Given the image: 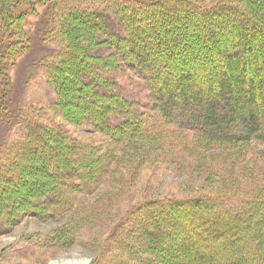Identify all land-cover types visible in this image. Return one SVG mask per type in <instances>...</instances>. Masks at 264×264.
I'll list each match as a JSON object with an SVG mask.
<instances>
[{
    "label": "trees",
    "instance_id": "trees-1",
    "mask_svg": "<svg viewBox=\"0 0 264 264\" xmlns=\"http://www.w3.org/2000/svg\"><path fill=\"white\" fill-rule=\"evenodd\" d=\"M20 1L0 0V121L5 118L1 123L6 128L0 132V192L11 190L5 197L9 200L33 195L36 203L50 202L55 207L53 214L58 216L72 204L75 194H87L95 190L101 160L97 159L92 149L89 153L90 150L86 148L79 159L74 151V139L66 138L63 129L55 123H45L47 116L53 118L51 114L55 115L59 111V108H53V103L46 108L50 110L49 115L39 105L27 106L26 103L11 108L13 85L10 70L17 57L21 56V50L26 47L17 28L24 16L23 10L17 7ZM27 1H31L34 6L41 2L45 4L41 18L49 26H42L41 41L59 40L61 47H65L66 53L74 58V65L75 58H79L76 51L77 46L82 45L80 41L84 42L83 49L86 50L80 51L86 60L98 57L95 55L97 52L111 46L109 49L112 48L121 57L119 61L127 59L134 78L148 92L151 105H136L122 93L115 78L117 72L106 68V72H98L99 78L95 82L99 92L94 88L90 90L92 93L98 92L99 98L94 104L83 105L78 110L82 122L80 125L79 121L80 126L89 123L110 145H119L136 137L149 140L164 155L182 145L213 150L220 157L217 160L220 163L218 167L227 171L226 176L234 181L230 186L231 194L206 198L208 207L203 206L198 199L191 202L169 201L170 205L166 201L158 204L148 202L138 214L125 219L124 227L116 226L111 239L115 240L118 234H123L124 239L119 240L128 244L131 241L125 240L128 235L124 232L133 229L134 242L131 244L137 245L145 253L151 251V257L159 259L160 264H264V30L253 22L255 16H252L259 14L262 17L264 0H232L241 7L232 6L231 0H226L221 11L230 9L233 15L228 13L225 18L209 23L201 21L202 26L193 23L194 34L191 36H197L194 42L185 38L184 34V28L190 26L189 16L181 22L183 28H178L182 32L172 31V38L153 30L154 21L161 22L165 29L169 22V19L163 18L164 15H155L153 8L159 7L157 3L153 5L141 0H89L90 3L87 0H69L71 7L66 15L61 6L64 0ZM170 6L169 10L174 14L176 8ZM131 9L134 14H149L152 19L145 21L138 16L139 23L136 26L129 16ZM202 14L207 15L206 12ZM182 15L185 16L184 13ZM110 21L114 23L111 24L112 28H109ZM203 23L206 25L203 26ZM105 25L112 39L105 40ZM247 27L251 35L246 34ZM67 29L72 32L70 40L62 35ZM89 33L102 37L90 44L91 49L88 48ZM196 42L197 49H194ZM179 44L181 47L174 53ZM178 55L188 57L197 66L191 68L185 65L176 58ZM239 55L241 63L237 66L229 59ZM199 58L204 63L198 64ZM47 59H52V56ZM55 59L50 62L42 60L38 69L44 71L43 75L50 84H56L57 91H63L61 97L71 99L68 91L62 89L63 83L69 81L68 69L63 67L55 70L51 66ZM63 63L68 66L71 64L70 60ZM82 64L79 62L73 66L76 68L74 82L84 95L81 101L85 103L93 101L95 94L84 91L82 75L87 73L88 67ZM171 77L174 81L171 90L163 94L164 89L171 85ZM14 114L22 120L12 124H17V128L10 134V119L15 118ZM62 150L68 156L62 154ZM184 150L186 153L189 151L186 148ZM39 154L51 160L53 169L47 172L53 181L41 195L39 191L37 194L31 193V186L34 185L23 181V178L33 174L44 175L47 170L41 159L33 164L34 156ZM123 158L125 161L127 156ZM236 159L240 161L236 162ZM79 160H83L81 166ZM224 162L226 164L223 165ZM38 168L42 170L38 171ZM33 169L35 172H32ZM18 184L30 188L28 191L24 189L26 192L23 197L12 190V186ZM30 205L34 206L33 203ZM167 207L166 226H163V219L152 221L161 215L162 208L165 210ZM139 217L148 219L150 229L138 224ZM182 227L186 231H181ZM163 230L167 232L163 233ZM169 235L175 236L173 244L172 240L168 241ZM177 236H180V243L176 245ZM198 241H202L201 244ZM165 243L171 245L169 249H174L173 254L176 246H179V252L182 253L180 263L168 254L167 257L153 253L157 246ZM115 247L114 250L118 249L117 253L125 257V247Z\"/></svg>",
    "mask_w": 264,
    "mask_h": 264
},
{
    "label": "rangeland",
    "instance_id": "rangeland-1",
    "mask_svg": "<svg viewBox=\"0 0 264 264\" xmlns=\"http://www.w3.org/2000/svg\"><path fill=\"white\" fill-rule=\"evenodd\" d=\"M88 1L87 3H90ZM141 1L153 5L157 3L159 7L153 8L156 13L155 15H164L163 18L169 19L166 29L158 20L153 23V30L160 31V35L163 33L167 38L174 37V33H172L174 30L175 33L182 32V29L178 30L179 27L183 28L181 22H184L186 17H191L189 21L190 26L184 28L185 38L191 42L196 41L195 38L197 37L193 36V38L191 36V34H194L192 29L193 23L197 26H202L201 21L209 23L218 21L220 18H225V15H233L230 13V9L227 10L229 12L221 11V6L226 4V0ZM30 2L21 0L17 3V7L22 9L24 14L19 27H17L19 28L18 33L23 45H26V47L21 50V56L17 57L10 70L13 85L10 96L11 108L20 107L27 103V106L39 105V107L41 106L43 109H46L49 107V104L53 103V108H59V111L55 112V115L50 112L53 118L47 116L45 123H55L57 127L60 126L63 129L65 136L67 135L66 138L74 139V144L76 145L74 146V151L79 159L81 152H85L84 148L89 149V153H91L92 149L97 159L101 160L99 164L101 171L98 175L99 181L98 185L96 184L95 190L87 194L82 192L75 194L72 198V204L64 213L58 216L53 214L55 213V207L52 203H36L35 197L31 194V196L27 195L23 197L24 192H26L24 189L27 188V191L30 189L25 186L26 183L22 186L25 188H22L21 184L12 186V190L16 194L22 195L23 198L18 199L15 197V199L9 200V198L6 199L5 197L8 196L11 190L0 192L2 193L0 196V264H160L159 259L151 257V251L145 253L137 245L131 244L134 238L133 233L135 234L133 229L125 230L124 232L128 235L125 240H130V243L127 244L119 240V238L124 239L123 234L117 235V238H115L116 242L114 239L112 240L111 237H113L112 233L115 227L123 226L127 217L138 214L143 205L148 202H156L158 204V202L163 201L173 202L177 200L179 202H191L193 199H198L202 201L203 206L208 207L209 203L206 202V198L219 194H231L232 188L230 186H232L234 181L226 176L227 171L223 170L222 167H218L220 163L217 160L220 157L213 150L205 151L197 147L195 148L194 145H182V147H174L170 154L164 155L149 140L136 137L134 140L125 141L119 145H110L89 123L85 126H80L82 122L79 120L78 110L83 105L85 107L94 104L99 98L97 96H99L98 92L100 89L95 87V82L99 78L98 72H106V68L115 70L117 72L115 78L122 93L138 106L146 107L151 105L148 92L144 85L134 78L135 76L131 73L132 70L129 68L127 59L119 61L121 57H118L115 50L109 49L111 46L104 47L103 50L97 52L95 55L98 57L86 60L84 54L80 51L84 47V42L78 39V42L80 41L79 43L82 45L79 44L77 46L76 54L79 58H75V65H78L80 62V65L83 63L84 67H88L87 73H83L82 75L84 77L81 84L84 86L86 93L95 94L93 101L89 100L85 103L81 101L84 95L77 89L74 82L76 78V68L73 67L75 66L73 62L74 58L66 53L67 49L61 47L62 45H60L59 40H56L59 42H50L47 39L45 42L39 39L42 35V26L46 28L49 26V23H45L43 18H41L45 4L41 2L34 6ZM247 2L246 6L248 7ZM230 3L233 4H231L232 6L238 5L241 7L236 1L231 0ZM163 4H165V7H162ZM170 5H174V8H176L174 14L169 10ZM61 6L63 12L67 15L71 7V1L64 0ZM179 8L181 11H179ZM131 11L132 13L129 12V16L132 23L136 26L139 23L137 21L138 16L142 19L144 18L143 20L145 21L152 19L149 14L142 15V17L141 13L136 12L134 14V10L131 9ZM205 12L211 16L202 14ZM252 16H255V19L254 21L253 19L251 20L254 23L256 22L263 31L264 13L262 17L259 14ZM109 24V28H112L114 23L110 21ZM203 24V26L206 25V23ZM150 26L148 25V30ZM103 29L107 34L105 40L112 39L108 35L110 34V30L107 31L106 25ZM246 31L247 35H251L248 27ZM62 35H65L70 40L72 32L70 29H67L62 32ZM87 38L89 41L88 48L91 49L90 44L92 42L94 44L96 39H101L102 37L89 33ZM180 45L175 48L174 53L177 52V48L181 47ZM197 45L196 42L193 48L197 49ZM160 46L159 48H161ZM83 50L85 51L86 49ZM58 52L60 56H58ZM55 54V58L58 59L53 57ZM50 56H52V59H47ZM176 58L181 59L185 65L191 68L197 66V63L195 64V62L190 61L188 57L184 58L183 55H178ZM45 59L47 62L55 59V62L51 65L55 70L56 68L60 70L63 67L68 69L69 81L63 83L62 89L64 88L68 91V96L71 99L61 97L63 91H57L56 84H50L49 80L43 75L44 71H39L38 64ZM69 60L71 63L69 66L63 63ZM229 60L239 66L241 56H233ZM197 62L201 64L203 61L199 58ZM199 68L201 67H197V69ZM172 79L171 77V85L164 89L163 94L171 90V86L174 83ZM93 88L95 91L98 90V92H90ZM48 109H46V113L49 115L50 110ZM14 116V119H10L11 125L16 123L15 121L22 120L16 114ZM27 119L29 120V117ZM2 120H5V118ZM2 120L0 121V132L6 129L5 124L1 123ZM16 128L17 124L12 125L9 128L10 134ZM1 137L2 133H0ZM184 148L189 149L188 153L185 152ZM46 149L48 148L46 147ZM48 152L50 151L48 150ZM61 153L68 156L67 152L63 150ZM124 155L127 156L125 161ZM40 159L47 166V170L43 173L44 175L37 174L36 176L33 174L23 178V181L34 185V188L31 186L30 189L32 192H29L37 194L39 191L41 195L43 192L45 193V188L53 181V178L47 174L48 171L52 172L53 169L51 168V160L49 161L45 156L42 157L41 154L34 156L33 164ZM235 161L239 162L240 159H236ZM79 163L81 166L83 160H79ZM224 164L226 163L224 162ZM41 170L38 168V171ZM32 172H35V170ZM43 178L45 179L44 182ZM35 181L38 183L36 186ZM32 203L34 204L33 208L30 205ZM168 204L170 205V202ZM168 209L169 207L165 208V210L162 208L161 215H158L157 219H153L152 221L163 219V226H166L168 216L165 213ZM137 220L140 226L150 229L151 223L148 219L145 220L139 217ZM180 229H182L181 231H186L183 227ZM164 231L167 232V230H163V233ZM169 236L168 241L172 240L171 244H173L175 236ZM177 237L176 245L180 243V236ZM201 242L198 241L200 244ZM116 245H119L121 248L125 247V257H121L117 253L118 249L114 250ZM169 247L171 248V245L169 246L168 243L161 244L157 246V250L153 251V253L167 257L170 255L176 262L180 263L182 253L179 252V246H176L175 254H173L174 249H169Z\"/></svg>",
    "mask_w": 264,
    "mask_h": 264
}]
</instances>
